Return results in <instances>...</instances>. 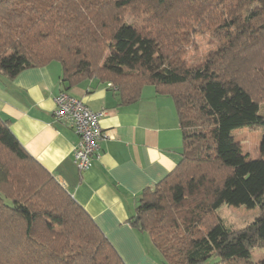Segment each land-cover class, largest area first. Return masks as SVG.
Returning <instances> with one entry per match:
<instances>
[{
    "label": "trees",
    "instance_id": "1",
    "mask_svg": "<svg viewBox=\"0 0 264 264\" xmlns=\"http://www.w3.org/2000/svg\"><path fill=\"white\" fill-rule=\"evenodd\" d=\"M256 1L0 0V77L56 61L62 82L111 83L120 104L146 84L172 98L180 158L127 219L149 234L161 264H264L250 254L264 248V134L254 160L233 134L264 130V9ZM204 26L217 41L190 64L191 36ZM250 201L258 214L242 227L217 213ZM0 264H126L1 116Z\"/></svg>",
    "mask_w": 264,
    "mask_h": 264
},
{
    "label": "crops",
    "instance_id": "2",
    "mask_svg": "<svg viewBox=\"0 0 264 264\" xmlns=\"http://www.w3.org/2000/svg\"><path fill=\"white\" fill-rule=\"evenodd\" d=\"M61 74V65L52 61L12 79L0 77V116L9 120L25 150L87 211L126 264H161L152 258L157 248L149 234L127 219L143 190L154 187L180 158L182 134L172 98L146 84L136 101L120 104L111 83L90 78L67 85ZM61 91L103 112L99 123L106 136L83 171L72 157L77 134L54 115V98Z\"/></svg>",
    "mask_w": 264,
    "mask_h": 264
},
{
    "label": "rangeland",
    "instance_id": "3",
    "mask_svg": "<svg viewBox=\"0 0 264 264\" xmlns=\"http://www.w3.org/2000/svg\"><path fill=\"white\" fill-rule=\"evenodd\" d=\"M264 9V0H258L254 3ZM134 11H130L128 14L132 16ZM130 16L126 17V23H131L132 18ZM199 26V24H198ZM205 27V26H204ZM202 33L192 35L193 47H189L186 53V60L190 64H198L204 60L206 53L212 50L215 44L216 38L212 34V30H208L205 27ZM264 73V69L262 70ZM259 113L264 115V101L259 104ZM236 140L240 142L242 154L248 155V159L254 160L258 158L260 153V142L264 134V130L256 129L250 130L246 126L235 130L233 132ZM217 213L223 219L226 225L233 227H242L252 221L258 214V207L250 201L248 204L239 203L236 205L223 203L218 209ZM154 254L152 258L154 260L158 259L161 262V255L158 249H154ZM252 259L255 262L264 263V248H255L250 252ZM133 264H142L139 262Z\"/></svg>",
    "mask_w": 264,
    "mask_h": 264
},
{
    "label": "built area",
    "instance_id": "4",
    "mask_svg": "<svg viewBox=\"0 0 264 264\" xmlns=\"http://www.w3.org/2000/svg\"><path fill=\"white\" fill-rule=\"evenodd\" d=\"M54 103L55 117L67 121L78 136L72 157L76 168L83 171L98 156L100 142L106 136L99 123L103 112L93 111L82 100L64 91L55 96Z\"/></svg>",
    "mask_w": 264,
    "mask_h": 264
}]
</instances>
